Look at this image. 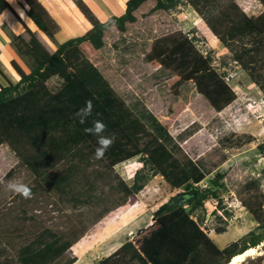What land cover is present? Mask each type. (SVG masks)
I'll return each instance as SVG.
<instances>
[{
	"label": "trees",
	"instance_id": "16d2710c",
	"mask_svg": "<svg viewBox=\"0 0 264 264\" xmlns=\"http://www.w3.org/2000/svg\"><path fill=\"white\" fill-rule=\"evenodd\" d=\"M70 1L91 27L83 35L70 39V32L64 33L59 38L62 43L55 40L59 26L52 16H58L62 10L55 0L18 1L35 28L55 45L51 52L9 2L0 0V14L9 10L25 29L26 35L17 36L11 47L32 62L26 72L14 59L10 61L17 82L0 67V147L8 146L32 175L33 184L27 186L31 190L30 198L54 194L68 210L103 208L95 220L81 229L73 226L56 232L49 227H37L31 239L17 248L13 258L2 246L0 236L1 264H75L78 257L72 248L88 234L99 232V225L111 214H124L123 220L120 224H108L98 243L130 223L135 210L129 212L132 207L127 208L128 204L151 177L158 175L173 190L184 191L181 193L185 195L184 204L174 208L168 202L163 204L154 213L150 226L97 264H229L233 257L263 244L264 195L259 183L249 181L241 188L242 204L257 227L220 248L202 225L208 200H216L224 211L221 196L227 190L223 176L217 175L209 186L201 187L209 173L173 142L167 128L153 115L142 112L137 116L103 72L105 61L100 50L105 33L112 27L124 32L127 24L137 21L135 12L148 0H128L121 16H112L105 22L96 17L84 0ZM155 1L153 11L172 12L182 6L192 7L228 51L226 58L239 65L264 94V0H258L263 11L255 17L245 13L235 0ZM194 33L176 31L156 39L147 61L174 73L178 86L193 81L198 92L221 112L235 100V94L224 79L226 73L220 75L212 67L211 57L197 49ZM53 78L61 81L56 89L49 86ZM88 101H91L90 110ZM96 121L106 125L103 136L115 137L102 159L94 155L97 135L85 131ZM257 148L264 159V140ZM135 157H139L143 166L129 185L114 170ZM110 197L117 201H107ZM107 203L113 206L108 208ZM22 212L27 213L26 208ZM216 220L223 222L218 215ZM79 223L83 224V220ZM212 230L218 235L226 233L225 227Z\"/></svg>",
	"mask_w": 264,
	"mask_h": 264
},
{
	"label": "rangeland",
	"instance_id": "374dc122",
	"mask_svg": "<svg viewBox=\"0 0 264 264\" xmlns=\"http://www.w3.org/2000/svg\"><path fill=\"white\" fill-rule=\"evenodd\" d=\"M9 1L17 14L36 29L18 5L19 0ZM112 1L115 6L112 5ZM119 1L96 0L95 4L98 5V9L99 6L104 7V3L110 4L111 14L121 16L122 6ZM235 1L249 16H258L263 11V6L258 0ZM56 2L58 9H62L58 16H52L59 26L55 34L56 42L60 43L59 38L64 37V33L70 32L68 37L70 39L81 36L90 29L88 21L70 0H55ZM155 3V0H148L143 4L135 12L137 21L127 24L124 32L112 27L105 33L104 46L100 50L105 61L103 72L115 91L137 116H141L142 112L153 115L167 128L173 142L209 173L200 184L201 187L209 186L210 180L215 176H223L222 183L227 190L221 196L224 211L220 209L216 200H208L205 203L206 220L202 225L204 231L220 248H223L257 227L252 215L242 204L241 197L244 193L241 188L246 182L257 181L264 195V159L257 148L264 140V94L239 65L226 58L229 55L228 51L192 7L182 6L172 12L153 11ZM2 29L11 41L15 40L17 36L6 26H2ZM176 31L184 33L194 31L198 39L197 49L203 55L211 57L212 67L220 75L226 73L224 79L236 98L221 112H217L198 92L193 81L178 86L176 84L178 78L174 73L164 67L153 66L147 61L146 57L152 43ZM36 35L49 51L55 50V45L37 29ZM6 41L11 47L9 39ZM12 50L14 51L13 48ZM13 58L29 72L32 62L28 57H21L14 51ZM0 67L14 82L18 81L10 63L7 65V62L0 59ZM60 84L61 81L57 78L49 81L52 89H56ZM142 166L139 157H135L117 165L114 171L120 179L131 185L135 173L141 170ZM9 181L28 186L33 184V177L9 147L2 145L0 236L2 246L12 258L17 248L31 239L37 227H49L56 232L67 231L73 226L81 229L95 220L103 208L85 207L74 211L68 210L60 204L54 194L25 198L7 189ZM183 192L182 189L173 190L160 175L151 177L143 190L128 204L127 208L132 207L128 211L135 210V213L132 214L127 228L114 241L98 245V237L103 234L106 226L110 223L120 224L124 214L120 216L111 214L105 217V222L103 220L99 225V232L88 234L72 248L73 254L78 257L75 264H97L102 258L111 255L124 242L133 239L150 226L154 221V213L163 204ZM110 198L107 201H117ZM23 202L26 206H23ZM106 206L110 208L113 204L107 203ZM23 208H26L27 213L22 212ZM216 215L220 216L223 222L217 221ZM80 219L83 220V224L79 223ZM214 227H225L226 233L218 235L212 230ZM96 245L98 246L94 249ZM254 249L256 254L240 264H264V243Z\"/></svg>",
	"mask_w": 264,
	"mask_h": 264
},
{
	"label": "crops",
	"instance_id": "0c3cea01",
	"mask_svg": "<svg viewBox=\"0 0 264 264\" xmlns=\"http://www.w3.org/2000/svg\"><path fill=\"white\" fill-rule=\"evenodd\" d=\"M9 2V4L13 7V4L7 0ZM128 0H120L119 3L121 4L122 8L120 11V14L122 15L125 12L126 9V2ZM84 2L89 6V8L92 10V12L96 15V17L101 21V22H105L107 21L110 17L114 16V14H111L112 11V7L111 5L104 3V9L101 8V6H99V9L97 8L98 5L95 4L96 0H84ZM114 4V1H112V5ZM115 6V5H113ZM117 10L118 5H116ZM115 7V8H116ZM120 7V6H119ZM14 8V7H13ZM49 12V11H48ZM51 15V14H50ZM52 16V15H51ZM120 16V15H119ZM104 17V18H103ZM24 23L36 34V29H33L32 25L28 23V21H25V19H23ZM2 26H6V28L8 30H10L13 34H15L16 36L19 35H24L25 33V29L24 27L19 23V21L15 18V16L9 11V10H4L1 14H0V49H1V55H0V59L4 62L10 63L11 60H13V54L14 51L12 50V48L9 46L8 42L6 41V39H9V42L11 43V39L8 38V36L4 33V30L2 29ZM60 43H62L60 41ZM9 57V58H8ZM9 59V60H8ZM7 60V61H6ZM6 74V73H5ZM8 77L9 75L6 74ZM10 78V77H9ZM11 79V78H10ZM12 80V79H11ZM13 81V80H12ZM14 82V81H13ZM129 225V223L127 225H125L124 227H121L120 230L117 231V233H115L113 236H111L110 238L106 239L104 242L102 243H98V245L100 244H104V243H110L112 241H114L115 239H117L119 237V234H121V232H123V230H125V228H127V226ZM96 245L94 247V249L98 246ZM224 248V247H223Z\"/></svg>",
	"mask_w": 264,
	"mask_h": 264
},
{
	"label": "clouds",
	"instance_id": "9594fccd",
	"mask_svg": "<svg viewBox=\"0 0 264 264\" xmlns=\"http://www.w3.org/2000/svg\"><path fill=\"white\" fill-rule=\"evenodd\" d=\"M88 105V109H91V101L86 102ZM80 113L78 112L77 115ZM106 125H104L100 121L94 122V126L92 128H88L85 131L88 134H93L97 135L98 140L97 144L98 147L95 151V158L96 159H102L107 152V150L111 147L112 143L114 142V135L110 137L103 136L102 133L105 131ZM7 189L11 190L17 194L22 195L25 198L30 197L31 195V190L27 187V185L22 184V183H17L15 181H9L7 184Z\"/></svg>",
	"mask_w": 264,
	"mask_h": 264
},
{
	"label": "bare ground",
	"instance_id": "6f19581e",
	"mask_svg": "<svg viewBox=\"0 0 264 264\" xmlns=\"http://www.w3.org/2000/svg\"><path fill=\"white\" fill-rule=\"evenodd\" d=\"M122 1V0H121ZM256 254V249H248L244 253L239 254L232 258L231 262L229 264H240L248 257H251Z\"/></svg>",
	"mask_w": 264,
	"mask_h": 264
},
{
	"label": "water",
	"instance_id": "95a60500",
	"mask_svg": "<svg viewBox=\"0 0 264 264\" xmlns=\"http://www.w3.org/2000/svg\"><path fill=\"white\" fill-rule=\"evenodd\" d=\"M185 202V195L178 194L175 197L171 198L168 202V206L171 208L182 206Z\"/></svg>",
	"mask_w": 264,
	"mask_h": 264
}]
</instances>
